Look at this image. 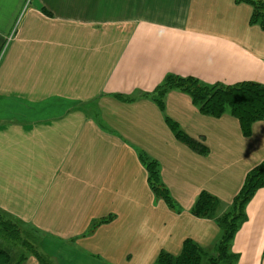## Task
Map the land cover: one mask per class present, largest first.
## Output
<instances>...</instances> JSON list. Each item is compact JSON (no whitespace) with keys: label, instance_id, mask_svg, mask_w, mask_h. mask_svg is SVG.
Instances as JSON below:
<instances>
[{"label":"crops","instance_id":"obj_1","mask_svg":"<svg viewBox=\"0 0 264 264\" xmlns=\"http://www.w3.org/2000/svg\"><path fill=\"white\" fill-rule=\"evenodd\" d=\"M249 14L234 0H0V211L53 264H155L187 240L206 264L215 255L219 225L191 209L202 192L218 215L231 208L264 161V122L244 138L186 95L170 92L163 111L148 95L169 74L264 85V33ZM138 153L158 163L176 211ZM245 210L231 264H264V188Z\"/></svg>","mask_w":264,"mask_h":264},{"label":"trees","instance_id":"obj_2","mask_svg":"<svg viewBox=\"0 0 264 264\" xmlns=\"http://www.w3.org/2000/svg\"><path fill=\"white\" fill-rule=\"evenodd\" d=\"M239 1L253 8L250 23L252 25H261L264 28V4L258 0ZM163 84L167 88L155 100L162 111L164 110V97L166 92L170 89L179 88L192 99V103L198 107L201 115L220 118L228 110L239 121L244 137L250 136L253 123L264 120V86L259 84L240 83L227 87H206L200 85L198 80L194 78L180 79L172 75L165 76ZM165 121L179 142L201 155L206 153V150L188 138L176 123L167 118ZM138 154L141 163L148 172V184L152 193L158 199H162L169 209L176 211L178 209L176 204L162 184L158 163L144 154ZM262 188H264V161L247 174L240 192L233 199L231 211L217 221L222 231V236L214 247L217 257H209L207 260L208 264H231L232 256L229 253V248L239 225L245 219L246 206ZM217 204L218 201L214 197L206 192H202L191 209V215L198 219H210L212 218V214H214ZM0 226L4 231L10 229L6 225V222H3L1 214ZM10 238L17 240L19 236L12 234ZM23 244L25 248L30 250L29 254L37 260L38 264H53L45 255L38 251L35 244L32 242L30 244L24 242ZM206 257V250H203L192 241L187 240L183 243L182 252L178 257L161 252L155 264H203ZM11 259L10 255L0 248V264H10ZM25 259L26 256L22 255L16 264H21Z\"/></svg>","mask_w":264,"mask_h":264},{"label":"rangeland","instance_id":"obj_3","mask_svg":"<svg viewBox=\"0 0 264 264\" xmlns=\"http://www.w3.org/2000/svg\"><path fill=\"white\" fill-rule=\"evenodd\" d=\"M258 1H261V0H258ZM262 2V1H261ZM264 4V2H262ZM234 4L239 6V5H244L246 7L249 8L250 10V14H249V19H248V25H250L251 27H254V28H257L260 32L264 33V28L261 26V25H252L250 23V19H251V16H252V12H253V8L246 4V3H243V2H240L239 0H234ZM170 75V74H169ZM168 76V75H167ZM174 77H177V78H180V79H187V78H193V77H182V76H178V75H172ZM196 79V78H194ZM198 80V79H196ZM199 84L200 85H204L206 87H213V86H225L227 87L226 85L224 84H220V83H216V84H212L210 86V84H205L204 82L198 80ZM247 83H252V82H247ZM256 84H259V83H256ZM261 86H264L262 84H259ZM234 86V85H233ZM158 88V89H157ZM167 86L163 84V80L161 82L160 85H158L156 88H154V90L152 92H150V94L148 95V97H153L154 99V102L156 99L159 98V94L161 92L164 91V89H166ZM157 89V90H156ZM170 92H177V93H180L182 95H186L188 96L186 93H184L182 90H180L179 88H176V89H170L166 92L165 94V97H164V100L166 98V96L170 93ZM189 97V96H188ZM190 98V97H189ZM123 99V98H121ZM130 100V99H127V101ZM191 102H192V99L190 98ZM156 103V102H155ZM193 104V103H192ZM194 105V104H193ZM195 108L198 109V107L196 105H194ZM224 116H229V118L231 117L232 120H235L236 122L239 123V121L233 117L230 112L227 110L220 118L224 117ZM205 117H211V118H214L212 116H205ZM220 118H214V119H220ZM259 122H264V120L262 121H256L255 123H253L252 127L256 124V123H259ZM240 126V124H239ZM251 133H252V128H251ZM251 135V134H250ZM250 136L248 137H244V138H249ZM195 142V141H194ZM197 143V142H196ZM200 145V144H199ZM201 146V145H200ZM233 204V202H232ZM218 210H219V202L217 204V207L215 208V211H214V214H212V218L208 219V220H216V222L218 220L221 219V217L223 218L226 214H228L230 211H231V208L227 209V210H222L221 208V212H220V215H218ZM246 211V210H245ZM1 212V211H0ZM1 216H2V219H3V222H6V225L10 228V229H7V231H4L2 229V227L0 226V248L2 251L6 252L7 254L10 255V257L12 258L11 259V263L10 264H16L20 257L22 255H25L26 257L30 256V250L28 248H25L24 247V242H26L27 244H30L31 242L33 244H35L36 246V243L34 242V230L24 226L22 223H20L18 220L16 219H13L12 217L8 216L7 214L5 213H0ZM218 215V216H217ZM218 224V223H217ZM12 234L14 236H19V239L17 240H12L10 238V236H12ZM31 246V245H30ZM36 248L38 249V247L36 246ZM38 251L40 252V250L38 249ZM41 253V252H40ZM44 255V254H43ZM47 257V256H46ZM211 257H217V253H215V255L213 254V256ZM48 258V257H47ZM229 263V262H228ZM203 264H206L205 261ZM208 264V263H207Z\"/></svg>","mask_w":264,"mask_h":264}]
</instances>
